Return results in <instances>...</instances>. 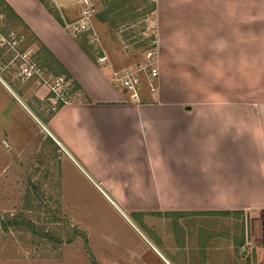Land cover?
<instances>
[{"label":"crops","instance_id":"1","mask_svg":"<svg viewBox=\"0 0 264 264\" xmlns=\"http://www.w3.org/2000/svg\"><path fill=\"white\" fill-rule=\"evenodd\" d=\"M0 1L69 75L68 103L42 125L114 206L264 215V0H154L158 91L138 103L41 1Z\"/></svg>","mask_w":264,"mask_h":264},{"label":"rangeland","instance_id":"2","mask_svg":"<svg viewBox=\"0 0 264 264\" xmlns=\"http://www.w3.org/2000/svg\"><path fill=\"white\" fill-rule=\"evenodd\" d=\"M143 1L117 26L94 21L97 38L83 45L111 76L156 50V11L148 12L155 1ZM8 16L0 2V25L24 33L33 55L38 44ZM41 86L21 81L12 63L0 67V264H264L261 213L136 215L119 205L123 214L45 129L56 109L37 95Z\"/></svg>","mask_w":264,"mask_h":264},{"label":"built area","instance_id":"3","mask_svg":"<svg viewBox=\"0 0 264 264\" xmlns=\"http://www.w3.org/2000/svg\"><path fill=\"white\" fill-rule=\"evenodd\" d=\"M50 6L55 9L61 19L63 28L73 37L85 35L91 43L97 38L94 28V19L98 11L97 0H48ZM60 2L68 9L63 11ZM68 4V5H67ZM0 25V67L5 68L9 63L18 69L21 81L37 80L48 90V99L52 102L51 108L57 109L58 104L68 103V81L63 75L53 76L46 73L32 57L28 48H22L24 38L15 29L6 33L1 31ZM9 54L7 63L2 58ZM104 56H99L98 61H103ZM106 68V66L104 67ZM158 67L156 50H148L145 55L132 67L124 68L120 74L112 76L115 86L123 89L128 98L138 103L142 100V94L154 95L158 91Z\"/></svg>","mask_w":264,"mask_h":264},{"label":"trees","instance_id":"4","mask_svg":"<svg viewBox=\"0 0 264 264\" xmlns=\"http://www.w3.org/2000/svg\"><path fill=\"white\" fill-rule=\"evenodd\" d=\"M39 1H41V3L47 8L49 13L61 24V19L58 16L57 11L50 6L48 0H47V2H48L47 4H45L42 0H39ZM97 1H98L97 2L98 11L95 15L94 20L98 21V22H106V23L110 24L111 26H117V23H119V22H124L125 20H127L129 18H134L138 14L137 13L138 8H140V6L144 4L143 0H97ZM6 8L9 10V16L8 17L15 19L29 33V35L31 36V38H30L31 41H34L36 44H38L39 48L34 53V59L38 62L39 66L46 72L47 69L45 66L49 67V65H50L49 62L50 61L55 62V60L53 59L51 54L47 51V49L44 47V45L41 44V42L29 31V29L11 11V9L9 7H6ZM154 9H155L154 4H151L149 6L148 12H152ZM8 30H10V28H7L5 30V29H3V27H1V31L3 33H6ZM19 34L22 35L24 38V41L22 42V48L25 49L29 46L30 40L28 41V39L24 37L25 36L24 33L21 32ZM74 39L77 42V44L81 47V49H83V51L90 57V55L85 51L84 46H83V45H85V43H87V38L85 37V35L82 34V35H80ZM8 60H9V54L5 55L2 58V61L4 63H7ZM95 62H96V60H95ZM48 74H51L53 76L63 75V76H65V78L67 80L69 79V75L66 72L63 73L62 71L61 72H54V73L49 72ZM76 87H77L76 85H73L71 90L76 88ZM60 106H62V104L59 103L57 108H59ZM232 213L233 214H239L238 212H231V211H221V212H217L215 214L230 215Z\"/></svg>","mask_w":264,"mask_h":264}]
</instances>
